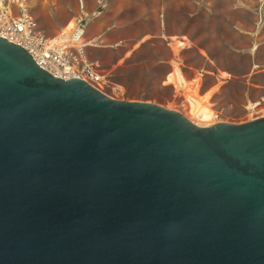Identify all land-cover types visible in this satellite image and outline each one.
<instances>
[{
  "label": "water",
  "instance_id": "water-1",
  "mask_svg": "<svg viewBox=\"0 0 264 264\" xmlns=\"http://www.w3.org/2000/svg\"><path fill=\"white\" fill-rule=\"evenodd\" d=\"M0 264H264V117L200 127L0 37Z\"/></svg>",
  "mask_w": 264,
  "mask_h": 264
},
{
  "label": "rangeland",
  "instance_id": "rangeland-1",
  "mask_svg": "<svg viewBox=\"0 0 264 264\" xmlns=\"http://www.w3.org/2000/svg\"><path fill=\"white\" fill-rule=\"evenodd\" d=\"M99 1L31 5L51 38L89 14L86 53L106 77L104 94L157 104L191 120L182 88L165 84L177 61L187 80L202 79L201 94L223 81L212 98L216 115L208 126L264 117V0H106L102 6ZM174 37L188 39L179 61L169 46Z\"/></svg>",
  "mask_w": 264,
  "mask_h": 264
},
{
  "label": "built area",
  "instance_id": "built-area-1",
  "mask_svg": "<svg viewBox=\"0 0 264 264\" xmlns=\"http://www.w3.org/2000/svg\"><path fill=\"white\" fill-rule=\"evenodd\" d=\"M105 2L99 1L101 6ZM31 3L32 0H0V37L27 50L42 69L56 78L83 80L104 93L106 77L86 53L89 14L83 12L75 19L74 28L51 38L39 25ZM169 46L172 50V42Z\"/></svg>",
  "mask_w": 264,
  "mask_h": 264
},
{
  "label": "bare ground",
  "instance_id": "bare-ground-1",
  "mask_svg": "<svg viewBox=\"0 0 264 264\" xmlns=\"http://www.w3.org/2000/svg\"><path fill=\"white\" fill-rule=\"evenodd\" d=\"M75 22L76 20H71L64 30L70 31L75 27ZM172 39L174 41V44H172V49L176 59L179 61L178 58L180 52H182L183 49L188 48V39L186 37H183L182 40H180L181 38L179 37H174ZM229 76L230 75L227 73H222V77L224 79L228 78ZM222 83L223 81H220L217 86L212 88L206 94H201L200 91L202 79L197 77L191 81L187 80L180 68V64H178L177 61L175 62L174 70L168 75L165 82L166 85H171L174 88L176 87L178 90L182 88L187 102L190 104L189 118L193 121V123L199 126H208L211 124V122H213L216 112L213 110L214 104L212 103V98L214 94L220 89Z\"/></svg>",
  "mask_w": 264,
  "mask_h": 264
},
{
  "label": "crops",
  "instance_id": "crops-1",
  "mask_svg": "<svg viewBox=\"0 0 264 264\" xmlns=\"http://www.w3.org/2000/svg\"><path fill=\"white\" fill-rule=\"evenodd\" d=\"M210 90H211V89H210ZM210 90H209V91H210Z\"/></svg>",
  "mask_w": 264,
  "mask_h": 264
}]
</instances>
